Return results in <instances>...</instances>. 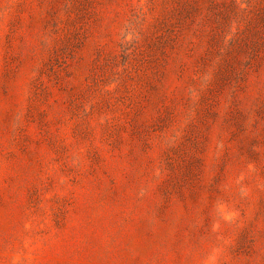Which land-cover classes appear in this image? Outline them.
Wrapping results in <instances>:
<instances>
[{
  "label": "rangeland",
  "instance_id": "rangeland-1",
  "mask_svg": "<svg viewBox=\"0 0 264 264\" xmlns=\"http://www.w3.org/2000/svg\"><path fill=\"white\" fill-rule=\"evenodd\" d=\"M0 264H264V0H0Z\"/></svg>",
  "mask_w": 264,
  "mask_h": 264
}]
</instances>
